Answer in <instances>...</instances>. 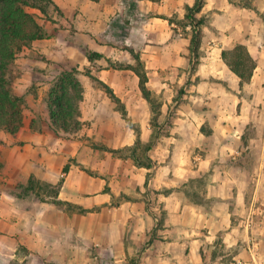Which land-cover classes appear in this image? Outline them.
I'll use <instances>...</instances> for the list:
<instances>
[{"label": "crops", "instance_id": "1", "mask_svg": "<svg viewBox=\"0 0 264 264\" xmlns=\"http://www.w3.org/2000/svg\"><path fill=\"white\" fill-rule=\"evenodd\" d=\"M195 1L52 0L51 20L39 15L47 34L31 46L45 59L22 62L24 82L42 85L36 90L39 104L49 63L77 68L83 88L81 127L55 133L44 108L36 109L33 95L27 94L26 103L29 96L31 102L23 110L22 126L14 134L3 132L0 264H235L249 257V246L236 251L248 236V223L232 220L239 202L237 167L220 155L222 136L237 115L240 86L220 54L245 44L256 61L253 77L264 61V46L259 47L264 29L254 26L264 25L250 7L203 0L191 13L200 20L191 70L194 27L186 13ZM126 46L140 52L145 85L159 102L158 120L174 115L167 135L153 139L151 106L137 75L113 65L134 63ZM86 50L102 57L90 60ZM84 71L112 89L127 119ZM205 121L208 133L202 129ZM133 126L140 144L153 139L149 167L135 165L123 154L126 150L112 151L135 144ZM196 148L206 154L192 155ZM206 174L202 191L188 188L189 181ZM29 178L60 182L56 199L82 211L57 205L44 190V201L33 193L18 197L16 185ZM199 194L203 202L196 200Z\"/></svg>", "mask_w": 264, "mask_h": 264}, {"label": "trees", "instance_id": "2", "mask_svg": "<svg viewBox=\"0 0 264 264\" xmlns=\"http://www.w3.org/2000/svg\"><path fill=\"white\" fill-rule=\"evenodd\" d=\"M203 0H196L192 7L187 8L186 17L194 27V32L190 40V51L194 52L200 40V20L192 17L191 13L202 6ZM52 4V0H0V130L10 134L16 133L23 124V108L26 104V95L28 91L17 94L12 89L11 80L8 76L9 68L16 58L17 54L25 47L29 46L33 40L46 37L43 24H40L34 13L28 11V8L38 9L45 17H47V9ZM240 5V4H239ZM248 6V5H243ZM256 10L255 8H252ZM264 22V13L261 14ZM130 53L133 64L114 63L118 68H129L138 77L139 89L143 97L148 100L151 106L152 116L151 124L155 139L159 136L158 128L161 123L158 121L157 107L159 102L152 97V92L146 87V72L143 61L140 58V52L126 46ZM86 56L91 60L94 57H102L99 53L85 51ZM221 59L228 69L233 72L239 79V86L242 88L244 84L250 82L253 71L256 67V61L249 53L247 47L243 43H236L231 49L221 51ZM79 71L73 67L65 69L59 67L57 74L51 79L44 91L42 103L47 112L50 128L55 133L61 130L64 133L76 132L81 127L79 120L80 108L79 102L82 100V84L78 77ZM85 74L94 81V83L102 88L116 102V107L124 119H127L124 107L120 100L114 95L112 89L91 75L89 71ZM171 124V120L168 121ZM137 133L135 144L128 148L113 149L114 152L121 150H129L130 157L137 166L149 167L152 164L148 157L147 151L152 147L153 139L145 145L140 144L139 130L133 126ZM94 145V144H92ZM140 147V153L137 152ZM3 164L0 162V170ZM68 166L63 167V171ZM92 173L91 171H88ZM60 182L57 184L41 183L38 180L29 178L25 184L18 183L15 187L18 197H25L34 194L39 200L44 201L39 190L44 189L54 203L68 210L82 211V208L68 202L56 199Z\"/></svg>", "mask_w": 264, "mask_h": 264}, {"label": "rangeland", "instance_id": "3", "mask_svg": "<svg viewBox=\"0 0 264 264\" xmlns=\"http://www.w3.org/2000/svg\"><path fill=\"white\" fill-rule=\"evenodd\" d=\"M232 1L237 5H248L251 8H255L256 10H253L255 17H258L259 23L264 25L261 16L264 13V8L262 7L264 0ZM28 11L36 15L38 22H40L39 15L45 20H51L50 16L45 17L39 10L36 12L32 8H28ZM254 29L256 31L257 29H264V27L255 24ZM256 46L258 47V42L255 43ZM262 46H264L263 39L259 42V47L261 48ZM196 55V52L192 53L191 51V70L196 65ZM32 58L45 59L36 53L30 43L29 46L17 54L9 68L8 76L11 80L13 91L17 94L28 91L29 94L33 95L32 99L34 100L36 109L40 108L42 110L44 108L42 99L39 104L35 101L38 99L36 90L42 85L37 84L36 82L38 81L36 80L26 85L23 78L22 62L31 60ZM47 61L50 62V60ZM58 71L59 67H54L52 63H49L47 71L45 70L47 75L45 81L47 83L43 86V92L49 81L53 79ZM43 77L41 76V78ZM236 94L240 99L235 110V114L237 115L231 118L232 122H230L229 131L224 132L222 136V144L224 143L225 146L221 149L220 153L222 157H227L228 161L234 163L237 167L234 185L236 186L235 190L238 193L239 202L236 205L232 220L235 222L245 220L248 223V236L246 240L243 237L241 238L242 242L236 246V251L238 249L240 251L243 250V247L247 250V246H249L250 254L249 257L247 255L244 259L239 258V261L237 262L236 260L235 264H264V61L254 72V76L251 77L250 82L244 84L242 88L238 87ZM29 98L30 100L25 104L23 110L29 106L31 97L29 96ZM173 118L174 115L170 114L165 116L163 120H158L161 123V126L158 128L159 135L168 134V128L171 126ZM169 120H171V124H168ZM202 129L206 133L210 132V124L207 121L203 122ZM59 131L62 132L61 130ZM3 132L5 131L0 130V144L3 143ZM194 151L192 155L199 156L206 154V151L199 148H196ZM137 152L140 153V147H137ZM123 154L128 155L129 150H126ZM206 178H208V174L204 175L201 179H195L193 182L189 181L188 188H196L197 191H202L207 184ZM43 190H39V193L42 197L46 198V195L42 194ZM202 199V195L196 196L198 202H203ZM205 202L208 204L209 200ZM222 248L221 238H218L217 249L222 251ZM239 250L238 252H240Z\"/></svg>", "mask_w": 264, "mask_h": 264}]
</instances>
